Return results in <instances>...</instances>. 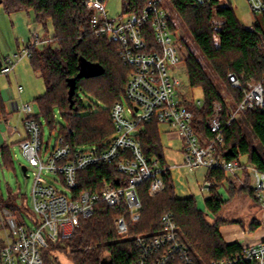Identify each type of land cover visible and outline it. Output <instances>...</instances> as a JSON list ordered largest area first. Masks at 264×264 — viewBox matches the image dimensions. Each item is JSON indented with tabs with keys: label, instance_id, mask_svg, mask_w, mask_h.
<instances>
[{
	"label": "trees",
	"instance_id": "1",
	"mask_svg": "<svg viewBox=\"0 0 264 264\" xmlns=\"http://www.w3.org/2000/svg\"><path fill=\"white\" fill-rule=\"evenodd\" d=\"M150 0H122L124 15L139 17ZM179 17L186 23L200 51L219 77L228 84L230 103L222 97L217 86L205 72L201 63L191 54L185 61L189 86L192 90L202 89L201 108H189L194 112V128L204 144L216 139L209 129L214 116V105H222L224 143L218 153L229 161L246 159L264 172V110L245 113L238 123L229 124L231 107L243 101V88L250 83L264 80V12L255 18L251 27L245 26L236 16L231 4L222 5L221 0H169ZM8 13H33L45 40L30 44V64L45 84V93L35 99L39 113L34 116L43 128L42 120L53 129H59V137L72 150L84 145H101L114 134L111 110L123 100L128 77L133 67L125 64L119 55L118 44L98 38L92 32V12L87 0H2ZM52 30V32L49 30ZM153 44V38L149 39ZM85 60L96 72L92 77L80 78L81 62ZM235 75L241 89H233L228 75ZM71 81H76V90L70 97ZM88 97L91 105H84L82 97ZM93 99V100H92ZM102 103L103 106L98 105ZM58 109L66 125H54V110ZM245 125V128L241 125ZM157 122L146 124L139 136L147 158L156 155L162 164H168L161 144ZM250 136L259 141L261 154ZM4 166H13L9 146L1 148ZM246 174V172H245ZM239 191L247 195L259 207L255 192L249 187V178ZM165 190L152 198L148 190L150 182L138 187L143 206L138 224L130 227L125 240H121L114 220L123 214V209L111 208L103 203L95 207L92 217L81 219L73 236L53 245L54 249L65 250L73 264H136L138 236L153 237L160 233L165 214L174 215L178 227L193 250L199 255L201 264L221 261L242 252L238 243H227L220 228L228 224H240L238 220H217L209 223L205 212L197 207L194 197L178 198L175 193L172 172L165 176ZM78 191L99 193L105 182L114 187L125 186V177L117 172L114 164L93 166L77 175ZM229 200L224 201L218 190L225 184ZM206 186L210 197L205 200L207 210L216 217L223 206L234 199L235 182L227 179L225 172L208 171ZM259 220L252 221L249 229L255 231ZM49 253H45L46 264Z\"/></svg>",
	"mask_w": 264,
	"mask_h": 264
},
{
	"label": "built area",
	"instance_id": "2",
	"mask_svg": "<svg viewBox=\"0 0 264 264\" xmlns=\"http://www.w3.org/2000/svg\"><path fill=\"white\" fill-rule=\"evenodd\" d=\"M248 2L255 15L264 12V0ZM87 5L93 13L92 32L98 38L116 42L122 60L133 67L123 100L111 110L114 134L107 142L86 150H72L58 136L55 147L48 152L43 149V127L34 119L36 113L32 106L12 103L13 111L24 116L25 138L19 146L30 168L37 171L32 190L35 216L31 219L32 227H27L25 222L20 224L15 212L3 204L0 194V264H46L45 251L71 238L81 219L92 217L99 203L123 209L114 223L118 236L127 237L130 227L141 217L138 187L150 182L148 193L154 198L165 190V176L176 168L162 164L156 155L145 156L139 136L151 122L168 126L179 137L184 167L193 171L220 170L226 173L227 179L243 185L247 175L249 187L255 192L262 211L256 241L243 244L242 252L210 264H264V172L255 165L243 163L242 159L229 161L218 153V147L224 143L221 104L215 103L214 116L209 122L216 139L204 144L198 136L189 104L201 108L203 101L189 102L181 96L182 83L175 74L191 53L164 1L150 0L139 17L121 14L110 18L105 0H87ZM151 37L153 44L149 42ZM39 38L35 36L36 42ZM30 49L31 45L6 58L0 73H12L20 60L30 57ZM228 82L233 89L242 88L233 74L228 75ZM254 110H264V80L248 83L243 88V101L228 113L229 124L240 122L245 113ZM14 132L18 130L15 128ZM100 164H114L117 172L125 177V186L114 187L105 182L99 193L79 192L78 173ZM44 171L55 178L51 182L42 179ZM135 247L136 264H201L199 255L188 245L171 213L164 215L158 235L138 236Z\"/></svg>",
	"mask_w": 264,
	"mask_h": 264
},
{
	"label": "rangeland",
	"instance_id": "3",
	"mask_svg": "<svg viewBox=\"0 0 264 264\" xmlns=\"http://www.w3.org/2000/svg\"><path fill=\"white\" fill-rule=\"evenodd\" d=\"M163 1L164 5L172 15V19L174 20L177 31L181 35L183 41L186 42L188 50L201 63L205 72L217 86L222 97L226 100V102L230 103L231 95L228 90V84L219 77V75L211 67L210 63L206 60L199 47L194 42L186 23L176 13L175 9L171 5V2L169 0ZM221 2L222 5L231 4L235 9L236 16L238 17L240 22L247 27L253 26L252 22L255 23V18L259 16L255 15L251 11L248 0H221ZM105 7L106 14L110 18H116L123 13L122 0H105ZM49 30L52 32L50 28ZM36 35L43 38L44 32L39 25L35 24L33 13L21 12L11 14L5 11L3 4H0V65L2 67L5 66L6 58L13 57L14 55L19 54L24 49H26L34 41ZM29 61V58H24L18 63L19 65L23 63L24 66V63H28ZM1 66L0 70L2 68ZM178 68L179 69H176L175 74L177 77H179L182 83L180 89L181 96H184L189 102L202 100V89L192 90L189 86L188 74L185 63L179 65ZM25 78L27 80L22 81L23 88L25 89L22 97L18 96V93L16 92V82L13 81V79L9 81L6 77L0 76V89L3 91L4 95L10 94L9 99H14L13 101H10V103L18 102L19 105L30 104L32 106L33 112L37 114V105L35 104V101H33V99H31L30 97L31 90L29 88V85L35 84V87L41 85L42 88H44L45 85L43 81L39 80L35 76L34 78H30L27 76ZM35 91H38V88ZM12 94L14 95V97L12 96ZM82 100L84 102V105H91V102L89 101L88 97L83 96ZM10 103H8L5 107L6 117L4 119H0V194L2 195L1 200L4 202L3 204L5 206L10 207L15 212V216L20 224L25 222L27 227H32L33 223L31 219L35 216V212L32 206V190L36 180L37 171L33 168H30L29 161L25 157L24 153L22 152L19 146V142L22 141V137L20 134H24L25 132L22 123L24 116H22L21 113L13 112ZM98 105L103 106L102 103H98ZM0 115L3 116L1 108ZM42 123L44 126V133L42 137L43 149L48 150V152H50L57 143L56 141L59 136V127L57 129L51 128L45 122L44 119L42 120ZM59 125L65 126L66 122L61 116L59 110L55 109L53 126L55 127ZM241 125L245 128V125H243L242 122ZM15 128L20 131V134L14 132ZM159 129L161 144L163 146L164 154L166 156L168 165L179 166L178 169L172 170L176 196L178 198L194 197L196 200L197 207L203 212H205L207 221L209 223H213L220 219L226 220L228 222L238 220L240 222L239 225L242 230L246 231V234L243 237L244 239H242V241L240 242H255L257 238V232L259 230L252 231L249 229V226L251 225L254 218L261 219L262 211L247 195V192L241 193L239 191V187H242L244 185L235 182V186L237 189L236 193L234 194V199L225 204L220 213L216 217H214L207 210L205 205V200L210 197V192L206 187L207 171L204 169H200L199 171H193L186 167L181 168V165L183 163V157L180 152V149L182 147L181 140L175 132L170 130L168 126L163 125L160 126ZM250 139L257 146L261 154L262 150L259 147V141L257 140V138L250 136ZM3 145L9 146L10 148L13 166H4L3 164L4 162L2 159L1 151V147ZM92 146L93 145H84L79 146L77 148L79 150H86L91 148ZM242 162L245 163L246 161L242 159ZM22 167H26L28 169L27 174H24ZM54 178L55 177L53 175L47 174L45 171L42 174V179H46L49 182H51V180H53ZM230 186L231 184H225L223 187H221V190H218L219 194L222 196L224 201H228L230 199L228 195V189L230 188ZM142 210L140 213L141 217ZM140 220L134 225L138 224ZM126 238L127 237L121 240H125ZM187 243L192 248L188 241ZM62 245L63 243L60 247L64 246ZM53 247L54 246L52 245L47 251H45V253H49L47 256L51 264H73L72 259L65 253V250H58L54 249ZM105 264H109V261L107 260Z\"/></svg>",
	"mask_w": 264,
	"mask_h": 264
},
{
	"label": "crops",
	"instance_id": "4",
	"mask_svg": "<svg viewBox=\"0 0 264 264\" xmlns=\"http://www.w3.org/2000/svg\"><path fill=\"white\" fill-rule=\"evenodd\" d=\"M21 13V12H19ZM254 24V22H252V25ZM40 40H45V34H44V37L43 38H39ZM30 62V61H29ZM24 63V66H23V63L21 65L16 64L15 68H14V71L8 75H3L0 73V76H4L6 77L9 81H11L13 79V81L16 82V92L18 93V96L22 97L23 93H24V88H23V85H22V81H25L27 80L25 77H33L34 76L36 78H38L39 80L43 81L44 83V80L42 78V76L38 73V72H35L32 68V66L30 65V63ZM1 66V65H0ZM2 67V66H1ZM28 74V75H26ZM35 81V80H34ZM45 85V84H44ZM33 86V87H32ZM36 85L35 84H31L29 85V88L31 90V99H33V101H35L36 98L42 96L44 93H45V86L44 88L41 87V85H39L38 87H35ZM20 88L22 89V92H20ZM34 88V89H33ZM38 88V91H35L37 90ZM33 90V91H32ZM8 96V97H7ZM12 96L14 97V95L12 94ZM11 96V97H12ZM10 97V94L8 95H4L3 94V91L0 89V108L2 110V114L3 116L0 115V119H4L6 117V113H5V107L8 103H10V101H13L14 99H9ZM12 103H10L11 105V109H12ZM18 103V102H17ZM37 114L39 113V110H38V107H37ZM13 111V109H12ZM13 112H17V111H13ZM19 113V112H18ZM36 114V115H37ZM160 126H163V125H159ZM165 126V125H164ZM18 134H20V131L18 130L17 132ZM21 137H22V140L25 138V132L24 134H20ZM3 146H6V145H3ZM2 146V147H3ZM1 147V148H2ZM180 152H181V149H180ZM182 154V153H181ZM183 157V156H182ZM167 160V159H166ZM176 168L175 169H178L179 166H175ZM184 167L183 166V163L181 165V168ZM173 169V170H175ZM200 170V169H199ZM198 170V171H199ZM205 170V169H204ZM27 171V170H26ZM207 171V170H206ZM172 172V171H171ZM27 174V173H26ZM207 176H208V171H207ZM207 179V177H206ZM207 187V186H206ZM221 190V189H219ZM258 207V206H257ZM259 208V207H258ZM260 209V208H259ZM261 210V209H260ZM257 219V218H255ZM220 233H221V236L223 237V239L225 240V242L227 243H238L240 244L241 246H243V244H248V243H242L240 241H242V239H244L243 237L245 236L246 234V231L242 230V228L240 227L239 224H229V225H223L221 228H220ZM244 233V234H243ZM257 239V238H256ZM254 241H251L250 243H253Z\"/></svg>",
	"mask_w": 264,
	"mask_h": 264
},
{
	"label": "water",
	"instance_id": "5",
	"mask_svg": "<svg viewBox=\"0 0 264 264\" xmlns=\"http://www.w3.org/2000/svg\"><path fill=\"white\" fill-rule=\"evenodd\" d=\"M0 4H2V0H0ZM96 72V69H94L93 66H90L85 60H82L81 62V73H80V78H85V77H92L94 76V73ZM70 86V97H72L75 93L76 90V81H71L69 83ZM22 170L24 174H26V167H22Z\"/></svg>",
	"mask_w": 264,
	"mask_h": 264
}]
</instances>
